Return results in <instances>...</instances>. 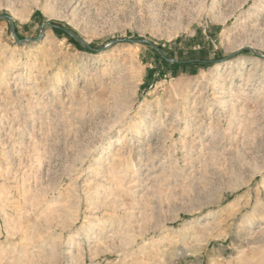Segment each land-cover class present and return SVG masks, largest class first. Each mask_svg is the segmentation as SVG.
I'll return each mask as SVG.
<instances>
[{
	"label": "rangeland",
	"instance_id": "obj_1",
	"mask_svg": "<svg viewBox=\"0 0 264 264\" xmlns=\"http://www.w3.org/2000/svg\"><path fill=\"white\" fill-rule=\"evenodd\" d=\"M130 263L264 264V0H0V264Z\"/></svg>",
	"mask_w": 264,
	"mask_h": 264
},
{
	"label": "bare ground",
	"instance_id": "obj_2",
	"mask_svg": "<svg viewBox=\"0 0 264 264\" xmlns=\"http://www.w3.org/2000/svg\"><path fill=\"white\" fill-rule=\"evenodd\" d=\"M145 156H146V155H145ZM152 168H153V167H152ZM133 180H134V179H133ZM130 182H131V181H130ZM132 183H133V182H132ZM116 184H117V182H116ZM120 184H121V180H120ZM117 186H118V185H117ZM117 189H118V188H117ZM116 191H117V190H116ZM118 191H119V190H118ZM111 199H112V198H111ZM113 199H114V198H113ZM110 201H111V200H110ZM111 202H112V201H111ZM131 203H134V202L132 201ZM125 204H126V202H124V200H122V199H118V200H117L116 197H115V200H113V202L110 203L109 206L114 207L115 210L118 209L119 212L122 211V212L126 213L127 211H129V209L126 208ZM127 207H128V206H127ZM130 207H131V206H130ZM130 207H129V208H130ZM101 208H102V207H101ZM112 210H113V208H112ZM129 212H132V211H129ZM129 212H127V214H129ZM133 212H134V211H133ZM110 213H111V212H110ZM112 213H113V212H112ZM127 214H126V215H127ZM131 214L133 215V214H135V213H130V215H131ZM110 215H111V214H110ZM113 215H114V214H113ZM117 215H118V214H117ZM132 215H131V216H132ZM124 216H125V215H124ZM128 216H129V215H128ZM112 217H113V216H112ZM133 217H134V216H133ZM136 217H137V215H136ZM118 219H119V218H118ZM129 219L132 220L131 217H130ZM133 219H134V218H133ZM113 220H114V219H113ZM130 220H126L122 225H124V224H125V225L133 224V222L131 223ZM132 221H134V220H132ZM114 223H115V222H114ZM136 223H137V222H136ZM120 224H121V223H120ZM122 225H121V226H122ZM111 227H112V226H111ZM119 227H120V226H119ZM122 229H123V228L121 227V231H122ZM126 230H127V229H126ZM129 230H130V229H129ZM129 230H128V231H129ZM126 232H127V231H126ZM127 233L130 234L129 232H127ZM111 234H112V233H111ZM116 234H117V233H116ZM120 234H121V232H120ZM104 236H105V235H104ZM122 236H124V235H122ZM126 236H127V235H126ZM127 237H128V236H127ZM130 237H131V236H130ZM107 238H109V237H107ZM128 238H129V237H128ZM122 239H123V238H122ZM124 240H125V239H124ZM124 244H125V243H124ZM137 249H138V248H137ZM131 252H132V251H131ZM131 252H129L130 254L128 253V256H129V257H131L130 255L133 256V254H134V252H132V253H131ZM139 253H140V252H139ZM125 254H126V253H125ZM126 255H127V254H126ZM126 257H127V256H125V258H126ZM129 257H128V258H129ZM125 262H126V261H125ZM130 264H131V263H130Z\"/></svg>",
	"mask_w": 264,
	"mask_h": 264
},
{
	"label": "trees",
	"instance_id": "obj_3",
	"mask_svg": "<svg viewBox=\"0 0 264 264\" xmlns=\"http://www.w3.org/2000/svg\"><path fill=\"white\" fill-rule=\"evenodd\" d=\"M49 25H52V26H55V28L57 29V31H60L61 32H65V31H68L67 29H65L64 27L60 26V25H56L55 23H49ZM74 38L71 37V40H73ZM87 50H92L94 51V49L89 45L87 47H85Z\"/></svg>",
	"mask_w": 264,
	"mask_h": 264
}]
</instances>
